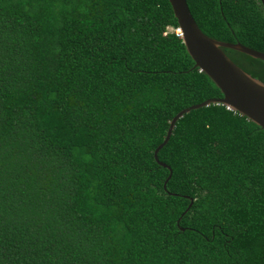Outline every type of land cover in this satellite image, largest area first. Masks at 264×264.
I'll use <instances>...</instances> for the list:
<instances>
[{
	"label": "trees",
	"instance_id": "trees-1",
	"mask_svg": "<svg viewBox=\"0 0 264 264\" xmlns=\"http://www.w3.org/2000/svg\"><path fill=\"white\" fill-rule=\"evenodd\" d=\"M184 1L264 53L257 0ZM176 28L166 0H0V264H264V130L208 104L152 157L221 97Z\"/></svg>",
	"mask_w": 264,
	"mask_h": 264
},
{
	"label": "water",
	"instance_id": "water-1",
	"mask_svg": "<svg viewBox=\"0 0 264 264\" xmlns=\"http://www.w3.org/2000/svg\"><path fill=\"white\" fill-rule=\"evenodd\" d=\"M175 19L183 48L192 61V67L202 72L221 94L219 98L205 99L177 111L168 121L161 142L152 151L154 161L157 150L167 140L176 119L189 110L219 103L226 109L245 117L264 130V84L250 77L233 64L221 48L245 54L264 63V53L247 48L237 42H221L202 34L190 16L184 0H166ZM264 11V0H257ZM169 177V171L162 187Z\"/></svg>",
	"mask_w": 264,
	"mask_h": 264
},
{
	"label": "built area",
	"instance_id": "built-area-1",
	"mask_svg": "<svg viewBox=\"0 0 264 264\" xmlns=\"http://www.w3.org/2000/svg\"><path fill=\"white\" fill-rule=\"evenodd\" d=\"M174 34H175V36H177V37H179L180 36V33H179V31H178V29H174Z\"/></svg>",
	"mask_w": 264,
	"mask_h": 264
},
{
	"label": "rangeland",
	"instance_id": "rangeland-1",
	"mask_svg": "<svg viewBox=\"0 0 264 264\" xmlns=\"http://www.w3.org/2000/svg\"><path fill=\"white\" fill-rule=\"evenodd\" d=\"M167 30H170V28H167Z\"/></svg>",
	"mask_w": 264,
	"mask_h": 264
},
{
	"label": "clouds",
	"instance_id": "clouds-1",
	"mask_svg": "<svg viewBox=\"0 0 264 264\" xmlns=\"http://www.w3.org/2000/svg\"><path fill=\"white\" fill-rule=\"evenodd\" d=\"M177 29V28H176ZM173 31H174V29H173ZM179 38H180V36H179Z\"/></svg>",
	"mask_w": 264,
	"mask_h": 264
}]
</instances>
